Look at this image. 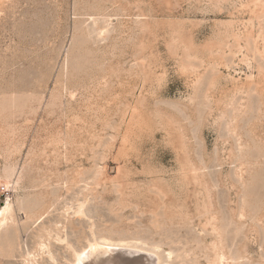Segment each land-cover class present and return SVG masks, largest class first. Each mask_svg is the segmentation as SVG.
<instances>
[{"label":"rangeland","instance_id":"1","mask_svg":"<svg viewBox=\"0 0 264 264\" xmlns=\"http://www.w3.org/2000/svg\"><path fill=\"white\" fill-rule=\"evenodd\" d=\"M6 202L0 264H264V0H0Z\"/></svg>","mask_w":264,"mask_h":264},{"label":"bare ground","instance_id":"2","mask_svg":"<svg viewBox=\"0 0 264 264\" xmlns=\"http://www.w3.org/2000/svg\"><path fill=\"white\" fill-rule=\"evenodd\" d=\"M9 207V202H6L0 213V222L9 212ZM82 208L83 205L79 204L75 214L78 215ZM68 248L72 257L70 264H163L157 246L148 248L147 244L136 241L98 239L92 233L80 251ZM170 255L167 254L166 258L169 259Z\"/></svg>","mask_w":264,"mask_h":264}]
</instances>
